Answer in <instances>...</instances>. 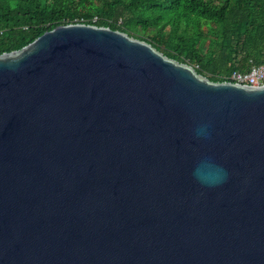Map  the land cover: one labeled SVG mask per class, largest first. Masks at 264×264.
Returning a JSON list of instances; mask_svg holds the SVG:
<instances>
[{
  "label": "water",
  "instance_id": "95a60500",
  "mask_svg": "<svg viewBox=\"0 0 264 264\" xmlns=\"http://www.w3.org/2000/svg\"><path fill=\"white\" fill-rule=\"evenodd\" d=\"M0 264H264V85L86 24L1 54Z\"/></svg>",
  "mask_w": 264,
  "mask_h": 264
},
{
  "label": "trees",
  "instance_id": "16d2710c",
  "mask_svg": "<svg viewBox=\"0 0 264 264\" xmlns=\"http://www.w3.org/2000/svg\"><path fill=\"white\" fill-rule=\"evenodd\" d=\"M69 24L122 32L213 82L264 66V0H0V55Z\"/></svg>",
  "mask_w": 264,
  "mask_h": 264
},
{
  "label": "built area",
  "instance_id": "2783aa9c",
  "mask_svg": "<svg viewBox=\"0 0 264 264\" xmlns=\"http://www.w3.org/2000/svg\"><path fill=\"white\" fill-rule=\"evenodd\" d=\"M230 82L254 87L264 85V66H254L248 73L233 72Z\"/></svg>",
  "mask_w": 264,
  "mask_h": 264
}]
</instances>
